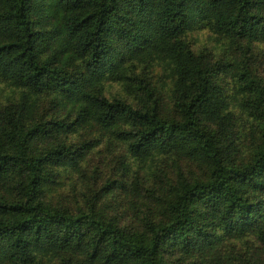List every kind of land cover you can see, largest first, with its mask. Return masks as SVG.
I'll return each mask as SVG.
<instances>
[{
    "label": "trees",
    "instance_id": "16d2710c",
    "mask_svg": "<svg viewBox=\"0 0 264 264\" xmlns=\"http://www.w3.org/2000/svg\"><path fill=\"white\" fill-rule=\"evenodd\" d=\"M262 43L264 0H0V264H264Z\"/></svg>",
    "mask_w": 264,
    "mask_h": 264
},
{
    "label": "rangeland",
    "instance_id": "374dc122",
    "mask_svg": "<svg viewBox=\"0 0 264 264\" xmlns=\"http://www.w3.org/2000/svg\"><path fill=\"white\" fill-rule=\"evenodd\" d=\"M259 52H261L259 55V64H260V72L261 74L264 76V43L259 44L257 46V48ZM103 160V156L99 155L98 153H96L93 157H92V163L94 165L100 163ZM59 197V196H58Z\"/></svg>",
    "mask_w": 264,
    "mask_h": 264
}]
</instances>
